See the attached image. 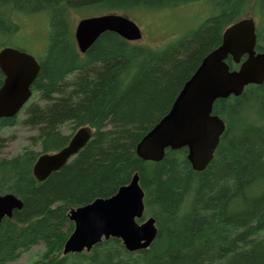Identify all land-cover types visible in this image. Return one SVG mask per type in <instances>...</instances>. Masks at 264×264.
<instances>
[{
	"label": "trees",
	"instance_id": "1",
	"mask_svg": "<svg viewBox=\"0 0 264 264\" xmlns=\"http://www.w3.org/2000/svg\"><path fill=\"white\" fill-rule=\"evenodd\" d=\"M202 1L0 0L1 38L18 32L20 15L43 16L50 28L32 88L38 100L30 102L32 96L22 110V124L37 135L31 147L0 161V195L23 202L22 210L0 223V264L38 245L44 251L32 264H264V83L215 102L214 114L227 127L204 171L193 170L186 148L168 149L156 163L136 154L229 25L251 14L258 21L256 50L262 51L264 0H205L215 14L159 50L108 32L81 55L74 37L72 12H156ZM228 64L238 68L231 59ZM3 80L0 71V87ZM18 116L2 119L0 130L15 125ZM64 126L73 133L65 134ZM85 126L94 130L90 142L39 183L33 174L39 156L66 147ZM136 173L145 191L144 218H155L158 228L152 245L129 252L111 238L90 252L63 255L74 230L70 211L113 196Z\"/></svg>",
	"mask_w": 264,
	"mask_h": 264
},
{
	"label": "water",
	"instance_id": "2",
	"mask_svg": "<svg viewBox=\"0 0 264 264\" xmlns=\"http://www.w3.org/2000/svg\"><path fill=\"white\" fill-rule=\"evenodd\" d=\"M256 29L255 19L247 17L224 30L221 44L202 59L169 111L137 144L136 154L141 160L161 162L168 149L186 148L193 170L202 172L209 166L227 127L225 121L214 114L215 102L239 97L248 86L264 83V47L257 52ZM108 32L130 43L143 39L139 25L126 16L108 13L88 17L80 20L74 31L79 53L86 54ZM229 59L239 67L231 70ZM40 70V62L26 51L12 47L0 51V71L4 76L0 87V121L18 116L31 100ZM93 134L91 127H82L66 147L41 154L33 168L36 180L45 182L59 172L90 142ZM22 209V200L14 194L0 195V223ZM145 212V191L136 173L130 183L113 196L98 198L70 211L69 220L74 230L63 255L90 252L111 238L121 240L129 252L148 249L158 235V228L153 217L139 222Z\"/></svg>",
	"mask_w": 264,
	"mask_h": 264
},
{
	"label": "rangeland",
	"instance_id": "3",
	"mask_svg": "<svg viewBox=\"0 0 264 264\" xmlns=\"http://www.w3.org/2000/svg\"><path fill=\"white\" fill-rule=\"evenodd\" d=\"M116 14L128 17L141 28L143 39L132 44L159 50L170 42L174 40L177 41L191 30H196L205 20L214 15L215 11L207 1L203 0L202 2L164 11L149 12L137 10ZM71 15L73 32L80 20L99 16H87L84 13L78 12H72ZM20 17L21 18L17 19L20 24L18 32L12 37H0V51L3 46L17 48L26 51L39 60V57L45 55L49 44L50 28L48 21L43 16L39 15L34 17L20 15ZM247 17L253 18L251 14L247 15L245 18ZM255 21L257 24L258 21L256 19ZM33 100H38L37 94H34L30 102ZM25 117L26 114L22 111L15 125L0 130V161L15 157L21 154L26 147H31L30 140L33 136L37 135V131L22 124ZM62 131L67 135L73 133L68 126H64ZM76 132L77 131H75L74 134ZM34 149L38 153L41 152V148L38 146H35ZM149 217L152 216L148 215L144 220ZM43 251V245L32 247L30 250L22 252L16 261L8 264H32L34 260L39 258Z\"/></svg>",
	"mask_w": 264,
	"mask_h": 264
},
{
	"label": "flooded vegetation",
	"instance_id": "4",
	"mask_svg": "<svg viewBox=\"0 0 264 264\" xmlns=\"http://www.w3.org/2000/svg\"><path fill=\"white\" fill-rule=\"evenodd\" d=\"M256 22V21H255ZM257 26V24H256ZM257 30V29H256ZM257 43H258V39H257ZM3 49V48H2ZM211 52V51H210ZM258 52V51H257ZM261 52V51H260ZM37 59V58H36ZM246 59V56L244 58H242V61H244ZM38 60V59H37ZM232 60V59H231ZM39 61V60H38ZM233 61V60H232ZM234 62V61H233ZM41 65V64H40ZM237 65V64H236ZM239 67V65H237ZM231 68V67H230ZM231 70H235V69H231ZM2 86V85H1ZM78 155V154H77Z\"/></svg>",
	"mask_w": 264,
	"mask_h": 264
}]
</instances>
